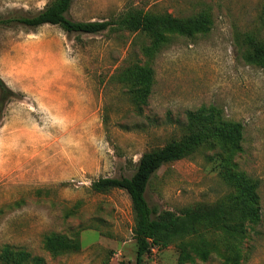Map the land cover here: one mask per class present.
<instances>
[{"label":"rangeland","instance_id":"374dc122","mask_svg":"<svg viewBox=\"0 0 264 264\" xmlns=\"http://www.w3.org/2000/svg\"><path fill=\"white\" fill-rule=\"evenodd\" d=\"M51 1L0 0V18L34 15ZM128 10L179 18L207 11L213 23L204 35L175 36L153 58L142 52L150 42L139 32L0 26V77L17 94L0 117V249L9 244L44 264H136L129 195L91 185L131 177L143 153L184 134L188 112L215 106L243 124L235 162L260 182L261 221L240 245V264H264V69L242 59L237 40L246 33L264 41V0H74L69 16L102 21ZM135 63L154 71L141 113L122 81ZM218 150L203 146L164 165L146 192L151 207L180 212L227 196ZM53 233L78 238L80 249L53 256L44 248ZM179 257L171 244L144 261L182 264ZM194 264L223 263L214 253Z\"/></svg>","mask_w":264,"mask_h":264},{"label":"trees","instance_id":"16d2710c","mask_svg":"<svg viewBox=\"0 0 264 264\" xmlns=\"http://www.w3.org/2000/svg\"><path fill=\"white\" fill-rule=\"evenodd\" d=\"M74 0H53L34 15L12 14L0 18V26L21 25L35 29L43 25L60 27L66 34H99L104 31H131L145 35L149 45L142 52L148 58L156 54L175 36L195 38L211 31L212 16L207 11L188 18L156 15L128 10L111 20L79 22L70 18ZM242 59L264 69V41L252 34H238ZM241 41V43H240ZM123 83L131 100L141 113L152 93L154 71L135 63L123 72ZM17 96L0 77V117L8 103ZM185 132L160 148L142 154L131 177L100 178L91 185L95 193L114 189L125 191L130 198L134 216L133 236L137 246L136 264H145V257L154 249L162 251L171 244L180 249V263L206 262L217 254L223 264H240V245L249 227L261 221L260 182L239 169L235 157L243 152L244 126L226 118L220 108L202 107L188 112ZM206 146L219 148L214 155L219 160L222 179L231 192L213 207L186 206L180 212L160 211L151 207L146 192L155 174L166 164L191 156ZM18 206L19 204H14ZM3 210H0V214ZM79 239L50 234L44 238V248L53 256L80 249ZM0 264H44V260L23 249L5 244L0 249Z\"/></svg>","mask_w":264,"mask_h":264}]
</instances>
